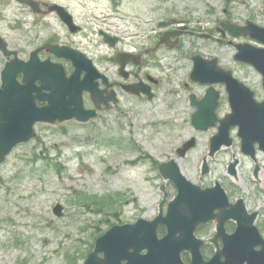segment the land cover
Returning a JSON list of instances; mask_svg holds the SVG:
<instances>
[{
	"label": "flooded vegetation",
	"instance_id": "1",
	"mask_svg": "<svg viewBox=\"0 0 264 264\" xmlns=\"http://www.w3.org/2000/svg\"><path fill=\"white\" fill-rule=\"evenodd\" d=\"M245 1L0 0V71L10 62L38 70L54 65L55 69H62L68 77L78 71V81L91 80L97 87L102 99L98 118L103 112H109L101 125L113 118L114 108L119 109L123 117L136 113L137 101L150 103L160 96L158 89L166 86L182 88V102H187L191 115L196 107L190 103V94L194 93L195 100H200L207 88V85L190 78L194 58H216L218 65L225 70L231 69L230 56L234 63L243 65L234 59V40L248 39V35L244 34L250 32L246 28L249 21L253 25L264 26L261 19L264 17V0L255 6L247 5ZM242 27L245 30L238 31ZM226 48L230 51L227 52ZM181 72L183 75L179 78L177 74ZM257 76L255 85L243 78L240 81L253 90L256 101L262 102L264 75L257 73ZM22 77L23 73L16 75L19 82H22ZM39 85V80H35L34 86ZM214 86L219 91L215 112L221 117L229 112L226 106L227 86L223 83ZM81 94L84 106L92 108L90 92L83 89ZM182 94L177 97L180 99ZM35 95L36 92L32 91L31 96ZM122 96L124 100H121ZM105 101L109 103L105 105ZM123 102L127 103L126 109L120 108ZM35 104L42 106L46 102L36 98ZM90 121L92 119L86 123ZM213 129L216 130V127ZM198 132L201 131L194 129L196 135ZM114 138L112 141H118V138ZM189 138H194L196 145V137L189 135L183 138L179 146ZM179 146L175 147V152ZM254 147L252 155L243 154L251 163L247 171L248 184L244 186L246 192H240L237 186L220 178L203 185L201 174L199 177L203 187L220 181L225 189V193L220 194L218 189L213 195L219 197L223 204L227 198L229 205L215 208L214 215L240 201L241 206L236 209L243 210L245 216L255 213L254 223L264 238V153L258 149L257 142ZM188 152L182 155L176 153L175 157L170 156L167 160L179 162ZM225 176L231 177L233 183L238 178L237 174H228L227 170ZM164 184L165 191L159 199L158 208L164 198L162 207L165 206L166 211L168 196L171 199L176 197L178 189L172 181ZM167 187H174V193L169 194ZM185 193L190 198L197 195L193 194L192 188ZM216 224L217 219L200 221L193 231L197 238L203 239L200 252L204 259L215 254V242L217 247H222V239L215 238ZM223 227L231 233L235 230V221L227 219L223 221ZM164 232L165 226L160 225L159 235ZM260 248L261 245L256 246V249ZM182 255L190 258L191 253L184 251ZM257 256L263 259V256Z\"/></svg>",
	"mask_w": 264,
	"mask_h": 264
},
{
	"label": "rangeland",
	"instance_id": "2",
	"mask_svg": "<svg viewBox=\"0 0 264 264\" xmlns=\"http://www.w3.org/2000/svg\"><path fill=\"white\" fill-rule=\"evenodd\" d=\"M245 3L255 6L260 0ZM229 59L239 79L256 84L254 69ZM182 92L179 86L159 88L157 99L136 102V113L123 117L114 108L104 125L109 112L84 124L38 123L36 136L17 145L0 164V264H79L94 238L111 224L155 215L164 182L156 162L175 157V147L189 135L197 143L179 160L180 167L199 183L201 160L215 129L194 133ZM120 104L126 109V102ZM232 136V145L209 160L203 185L220 178L246 192L251 163L240 153L235 130ZM113 137L123 144L111 146ZM233 155L239 158L234 183L225 176ZM174 189L168 188L169 194ZM56 203L64 206L62 217L53 214Z\"/></svg>",
	"mask_w": 264,
	"mask_h": 264
},
{
	"label": "water",
	"instance_id": "3",
	"mask_svg": "<svg viewBox=\"0 0 264 264\" xmlns=\"http://www.w3.org/2000/svg\"><path fill=\"white\" fill-rule=\"evenodd\" d=\"M261 31L264 32V29ZM255 37L264 43V33L261 36L256 34ZM236 46L238 52L235 58L252 64L264 74V49L254 48L249 44H238ZM206 71H208L207 68L196 66L191 73V77L206 83L219 81L204 78L203 76H206L204 72ZM54 76L55 71H41L40 78L43 81V87L51 88L54 93L63 94L66 89H63V84L57 82ZM220 81H226L229 86L235 83V80L231 78L229 73L227 77L223 76L220 78ZM70 89L72 94L70 103H66L57 96L54 101L50 100V107H43L40 110L26 108L12 111L15 116L24 119V124H26L24 134L20 133L24 128V125H22L19 129V134L14 136L12 128L2 123V117L0 116V162L4 154L16 142L25 141L33 135L30 126L34 120L54 121L57 118L63 121L75 116L78 120L85 121L95 114L94 110L88 111V113L83 110L80 90L76 91L72 87ZM246 90L248 89L244 87L231 89L229 101L232 113L219 120V132L212 136L210 140V153L217 150L221 144L231 143L232 140L228 137L229 129L235 125L238 126L237 135L241 138L242 151L253 154V144L255 141L259 143V148L264 151V100L261 103H255L252 93L250 91L248 93ZM217 94V91L208 88L201 101L193 102L197 106L196 112L192 115V124L196 128L207 129L214 125L216 119L214 109ZM95 103L97 106L99 105L97 100ZM15 105H18L17 101ZM68 105H72L73 107L68 109ZM10 114L11 111L8 110V115ZM193 144L194 140L191 139L179 149V152L184 154L186 149ZM236 163L237 160L235 159L230 164V172L235 173L234 166ZM160 171L164 177L172 179L179 186L177 196L168 203L166 215L162 216L159 214L152 221L141 219L133 224L112 226L106 233L96 239L95 247L84 264H121L120 261L122 260H125V263L122 264H183L180 258V252L183 249H187L192 253V264H203L199 253L202 240L196 239L192 235V232L197 223L212 218V211L215 208L224 207L225 202L223 204L219 197L213 195L215 193L213 189L202 191L206 193L202 194L198 187L195 188L197 191L193 193L197 194L196 197H187L185 191H187L189 186H195L186 181L184 176L179 173L177 166L172 162L161 164ZM206 171L207 168L204 165L202 172L205 173ZM180 183H186L183 190ZM238 204L241 206L240 201ZM62 209L63 207L57 204L53 208V212L60 216L63 213ZM225 214L223 213L218 216L217 234L215 236V238L221 237L224 239V245L222 249L216 252L215 257L211 261L204 264H242L244 261H247V264H256L259 259L252 258L253 255H256L253 253V244H258L260 237L255 229L257 235L254 230L244 228V222L241 218L245 217V212L236 208H232L229 211L228 214H231L238 220V227L232 234H226L224 231L223 221L230 217L228 214ZM246 220L249 221L247 217ZM158 224H164L167 228V233L160 239L156 236L155 230ZM248 234L249 240L247 238ZM250 235L253 236L254 240ZM246 241L249 242L248 245H243ZM142 249H146L144 255L140 254ZM99 252H102V257L98 256ZM222 255L226 257V261L224 262H220L219 260Z\"/></svg>",
	"mask_w": 264,
	"mask_h": 264
}]
</instances>
